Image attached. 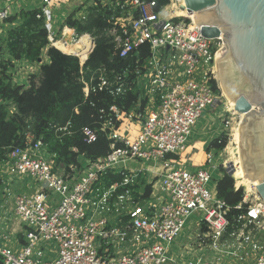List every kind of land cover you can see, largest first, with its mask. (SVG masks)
I'll list each match as a JSON object with an SVG mask.
<instances>
[{
  "label": "built area",
  "instance_id": "obj_1",
  "mask_svg": "<svg viewBox=\"0 0 264 264\" xmlns=\"http://www.w3.org/2000/svg\"><path fill=\"white\" fill-rule=\"evenodd\" d=\"M14 2L0 0V67L10 59L7 73L18 84L20 76L30 80L37 66L10 58L5 48ZM94 3L119 7L121 14L112 17L109 32L122 57L143 44L149 45L151 53L135 70L133 82L122 83L125 77L120 76L110 82L102 75L100 87L113 95L124 94L128 86L143 88L148 103L143 110L139 106L130 111L111 106L119 124L112 119L104 123L103 130L108 129L112 141L111 152L97 160L82 155L78 163L60 166L56 155L31 130L25 133L23 145L8 150L0 163V171L10 176L9 180L2 177L5 192L9 187L4 201L10 200L14 218L25 226L26 243L16 248L9 244V235L0 233V239H5L0 241L4 263L206 264L202 258L181 262L170 255L187 219L201 210L205 218L199 229L203 225L207 229L198 234L200 246L231 248L234 264H264V199L256 186L243 189V200L231 207L216 190L208 188L212 176L207 167H189L181 159L198 120L220 97L214 82L218 88L217 54L225 48L222 36L205 37L193 17L177 15L171 4L158 9L157 0ZM87 5L83 4L78 17H86ZM54 7L53 0H42L50 44L61 41L68 46L70 40L64 33L68 26L60 33L54 28ZM94 43L92 37L85 55L82 51L71 54L83 64ZM136 55L137 62L141 61ZM84 90L88 94V86ZM0 104L15 110L13 102L1 97ZM212 160L210 150L206 162ZM26 178L34 185L25 182ZM10 180L21 181L25 190L12 193ZM147 184L149 195L142 198ZM239 188L235 184V189ZM1 207L0 220L5 222L9 210L3 204ZM232 209L241 212L230 220ZM230 229L229 237L232 234L237 241L228 246L221 239ZM213 264H221L220 259Z\"/></svg>",
  "mask_w": 264,
  "mask_h": 264
},
{
  "label": "trees",
  "instance_id": "obj_2",
  "mask_svg": "<svg viewBox=\"0 0 264 264\" xmlns=\"http://www.w3.org/2000/svg\"><path fill=\"white\" fill-rule=\"evenodd\" d=\"M157 2L159 9L170 0ZM81 10L82 4L73 8L64 25L74 29L79 36L90 34L94 38L95 46L83 64L78 56L50 44L41 8L22 9L8 18L7 22L15 24L9 28L4 40L8 55L16 60L40 63V75H31L28 87L14 84L11 74L7 73V64L11 60L1 64L0 97L13 102L15 110L11 111L9 104H0V163L11 147L24 144L27 130L42 139L48 150L56 155L55 161L60 166L78 163L82 155L91 160L105 157L111 152L112 141L103 125L109 119L116 126L119 124L111 106L130 111L137 106L143 110L147 105L143 88L128 86L124 94L113 95L99 84L102 75L110 82L115 81L116 76L125 77L122 83L133 82L135 70L151 54L149 45L143 44L122 57L114 36L109 32L113 27L112 17L121 14L119 7L92 3L85 9V18L78 17ZM44 51L49 59L47 62L42 61ZM136 53L139 54V62ZM87 86L88 94L84 90ZM214 88L219 91L215 82ZM91 135H94L93 139ZM225 145L226 138L219 136L209 142L207 151L213 148L222 150ZM235 180L226 173L216 185L218 197L231 207L244 197L243 188L235 189ZM149 192L150 185L145 194ZM240 212L232 209L228 218L232 220ZM202 229L207 227L203 225ZM0 264H5L1 255Z\"/></svg>",
  "mask_w": 264,
  "mask_h": 264
},
{
  "label": "water",
  "instance_id": "obj_3",
  "mask_svg": "<svg viewBox=\"0 0 264 264\" xmlns=\"http://www.w3.org/2000/svg\"><path fill=\"white\" fill-rule=\"evenodd\" d=\"M184 3L188 13L196 12L195 21L205 37L222 36L225 42V53L217 63L224 88L235 100L234 109L246 114L240 127L241 157L264 199V0Z\"/></svg>",
  "mask_w": 264,
  "mask_h": 264
},
{
  "label": "rangeland",
  "instance_id": "obj_4",
  "mask_svg": "<svg viewBox=\"0 0 264 264\" xmlns=\"http://www.w3.org/2000/svg\"><path fill=\"white\" fill-rule=\"evenodd\" d=\"M16 1H18V0H16ZM20 2L22 4H25L24 9L25 8L35 9L36 7H38L40 5V3H41L40 6H42L41 0H38V1H36V0H20ZM173 2L178 7V11L184 12L183 9H180L179 4H181V1L170 0L169 4H171L173 6V4H174ZM82 3L86 4V5L89 3L92 4L93 0H71L72 5H69V7H68L69 11L71 12V10L73 8L80 6ZM13 8L14 9L16 8L15 4H13ZM60 10L62 11V14H61V17H62L63 14L67 11V6H63L62 8H60ZM57 15H59V13L56 11V6H55L53 8V25H54V28H55V23L58 19ZM59 25H61V24L59 23ZM82 36H80V37H82ZM74 37H76V36H73V38ZM73 38H71L70 41L73 40ZM56 39H58V38H56ZM70 43L72 44L73 42H70ZM68 52H71V51H68ZM45 57L46 56H44V54H43V58H45ZM36 64L37 63H35V65ZM35 72H36V70H35ZM31 75H33V74H30V76ZM38 75H40V71H39ZM217 75H218V73L216 74V77H217ZM216 81L218 82V89H219V94H220L218 102L216 103V105L213 108H208L207 110L204 111L202 117L198 120L196 126L194 127L193 133L187 142V145H188V144L194 142L198 138H203V140L205 139L208 142H210L212 139L217 138L219 136H224L226 138V145L222 150H216L214 148L212 149V154H213L212 163L207 164L206 161H203V163H202V164L206 165L207 168L209 169V171L211 172L212 179L208 184V188L211 191L216 190L217 181L221 178V176L228 173L229 167H227V166L229 165V163L230 162L235 163L237 161L238 157H240V152L238 149H236V144L233 140V133H234L236 127L240 124V122L242 120L239 112L231 109L230 106L228 105V101L226 99V96L223 95V89H222L223 87H222L221 83L219 82L218 78ZM15 84H17V83H15ZM18 84L19 85H25L26 87H28L30 84V81L27 80L26 78H23L22 76H20V77H18ZM8 108L11 109L10 105ZM256 109H258V107H256ZM200 166H203V165H200ZM229 170H232V169H229ZM2 177H4L7 180H9V178H10V176H6V171L4 173L0 171V179H2ZM14 179H16V178H14ZM25 180H26L25 182L30 183L31 185H34L33 181L30 180L29 178H26ZM10 181H12V180H10ZM235 181H236V185L237 186L239 185L243 189H245V188L249 189V186L252 185V184L250 185L247 182H244V181H241L238 179ZM11 183H12V188H11L12 193H17L16 192L17 189L18 190L23 189V191L25 190L22 187L21 181L13 180ZM5 188H6L5 183L4 182L1 183V181H0V198H2L1 201H2V204L4 205V209L6 211H8L9 208L12 207V205H11L10 200H8V202H5L3 200L6 197L5 195H6V192H8L7 190L9 189V187L7 186L6 192H5ZM11 213H12V217H14V213L13 212H11ZM204 218H205V213L202 212L201 210H196L190 215V217L186 221V225H185L184 230L180 233V235L172 243L171 249H170V255L176 257L178 260H181V262H182L183 260H182L181 256H182V253H184L185 257L183 259L185 260V262H188L190 260H195L200 256H206L208 254V252L205 250L204 251L199 250V248H197L196 245L194 244L195 243L194 240H196V242L198 240L196 235L198 233L199 223L201 221H203ZM12 241H14V239H12ZM54 246H55V244H54ZM186 247H188V248L193 247L192 250L194 252L191 251L189 254H186Z\"/></svg>",
  "mask_w": 264,
  "mask_h": 264
},
{
  "label": "crops",
  "instance_id": "obj_5",
  "mask_svg": "<svg viewBox=\"0 0 264 264\" xmlns=\"http://www.w3.org/2000/svg\"><path fill=\"white\" fill-rule=\"evenodd\" d=\"M36 1H38V0H36ZM53 2L55 4V6H56V11L59 13V15H57L58 19H57V21L55 23V28H56V31L60 33V31L63 30V28L65 27L64 21H65L66 17L68 16L69 12H70L68 7H69V5H72V4H71V0H53ZM24 5L25 4H22L20 2V0L16 1V3H15L16 8L15 9L13 8L11 10V14L14 15V14L18 13L19 11H21L22 9H24ZM40 5H41V3H40ZM40 5L38 7H36V8H41ZM63 6H67V11L61 17L62 11L60 10V8H62ZM25 10H28V9L25 8ZM59 23L61 25H59ZM10 24L11 25L9 27H12V26L15 25L14 23H10ZM64 33H65L66 38L68 40L73 38V36H78L75 33V30L70 28V27H67L64 30ZM71 34H72V36H71ZM83 35L88 36V42H89V46H90L91 45L92 36L90 34H83ZM82 37H84V36H82ZM82 37H79L80 40H78L77 42H73L71 46H73L75 48H77V46H80L82 44L81 43L82 42V39H81ZM70 42H72V40ZM68 51H70V50H66L65 52L67 53ZM73 52H75V51H71V52H68V53H73ZM43 54L46 57L43 58L42 61H45V62L49 61L48 56L46 55L45 51H44ZM36 66H37L36 67L37 69H36V72H34V74L38 75L39 71H40V63H37ZM137 130H138V125L134 124L133 131L137 132ZM208 144H209V142L207 140H205V139L203 140V138L196 139L194 142L188 144L186 150L181 154V157H182L181 159H183L187 163V165L189 167L197 168V167H200V165H203V166L207 167L206 165H204L202 163H203V161H206V159H207V152H208L207 151V147H208ZM144 177L147 179V181L151 180L147 175L146 176L144 175ZM146 179H144L145 182H146ZM3 181L4 180L2 178L1 183H3ZM150 182H152V181H150ZM148 186H149V184H147V187ZM147 187L145 186V189ZM148 195H149V193H146V194H144L142 196V198H144V197L147 198ZM136 197L140 198L139 195H136ZM1 199L2 198H0V212L3 211L2 207H1L2 206ZM11 211H12V209L10 207L9 208V215H8L9 218L6 219L5 222H1V220H0V233L4 232L5 234L9 235V237H10L9 244L13 245L16 248H19L21 245L26 243V236H25V229L26 228L16 218L12 217ZM202 231H204V230L203 229H201V230L198 229V233L196 235L197 238H198V234L201 233ZM231 231H232V229L226 231V233L224 234V236L221 239V241L223 243L227 244L228 246L232 245L231 242H235V240L237 241L235 236H233L232 234H230L231 238L229 237V233ZM22 237H24V238H22ZM12 239H14V241H12ZM4 240L5 239H0V241H2V243L5 242ZM194 241H195L194 244L196 245L197 248H199V250H201V251L205 250V251L208 252V254L206 256H200L197 259L202 258L203 260H206V264H211V263L213 264L214 262L217 261V259H220V263L221 264H230V263L234 264V259H233L234 257L232 255V251L233 250H231V248H228V249L227 248H225V249L224 248H222V249H213V247L200 246L199 245V239L197 240V242H196V240H194ZM192 249H193V247H190V248L186 247V254H189L191 251H193ZM181 257H182L183 262H185V260L183 259L185 257L184 253H182ZM197 259H195L194 261H196ZM190 261H192V260H190Z\"/></svg>",
  "mask_w": 264,
  "mask_h": 264
},
{
  "label": "bare ground",
  "instance_id": "obj_6",
  "mask_svg": "<svg viewBox=\"0 0 264 264\" xmlns=\"http://www.w3.org/2000/svg\"><path fill=\"white\" fill-rule=\"evenodd\" d=\"M181 1V4L179 5H182L184 6L183 11L184 12H180L178 11V7L175 5V3L173 4L172 7H175V10H176V13L177 15H180V16H183V15H187V16H190V17H193L194 20H195V13H188V11L185 9V3H184V0H179ZM72 36V34H71ZM82 36V35H81ZM84 37H82V44L80 46H77V48L71 46L72 44L69 43L68 46H63L62 42L61 41H57L55 43V46L58 47L60 50H70V51H75V52H81L82 51V54H86L87 53V49L89 47V42H88V36L86 35H83ZM87 41V42H86ZM225 48H223L222 50H220L217 54V60L219 57H221L224 53H225ZM68 53V52H67ZM216 69H217V73H218V80L219 82L221 83L222 85V89H223V95L226 96V99L228 101V105L230 106L231 109L235 110L234 109V105H235V100H232L229 95L227 94L225 88H224V85L222 83V79H221V75H220V71H219V67H218V63L216 65ZM236 111V110H235ZM241 115V118L244 119L245 117V113H239ZM243 120H241L240 124L236 127L234 133H233V140L236 144V149L239 150L240 152V157H238L237 161L234 163V162H230L229 165L227 167H229V169H232V175L236 178V180H241V181H244V182H247L248 184H252L251 186H249V189L254 185H258V181L257 180H252L251 178H249L247 172L245 171V168H244V165H243V161H242V157H241V151H240V127H241V123H242ZM231 166V167H230ZM239 182V181H238Z\"/></svg>",
  "mask_w": 264,
  "mask_h": 264
}]
</instances>
